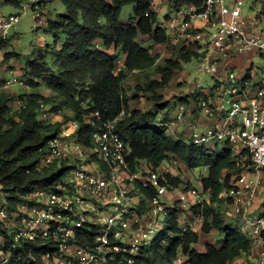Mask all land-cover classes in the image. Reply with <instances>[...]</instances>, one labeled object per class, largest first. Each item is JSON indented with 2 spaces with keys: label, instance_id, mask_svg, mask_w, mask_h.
I'll list each match as a JSON object with an SVG mask.
<instances>
[{
  "label": "clouds",
  "instance_id": "1",
  "mask_svg": "<svg viewBox=\"0 0 264 264\" xmlns=\"http://www.w3.org/2000/svg\"><path fill=\"white\" fill-rule=\"evenodd\" d=\"M0 264H264V0H0Z\"/></svg>",
  "mask_w": 264,
  "mask_h": 264
},
{
  "label": "trees",
  "instance_id": "2",
  "mask_svg": "<svg viewBox=\"0 0 264 264\" xmlns=\"http://www.w3.org/2000/svg\"><path fill=\"white\" fill-rule=\"evenodd\" d=\"M139 7H140V5H137V6L134 8V11H136V10H137V8H139ZM96 51H98V52H99V51H101V50H100V49H97ZM22 166H25V167H26L27 165H22Z\"/></svg>",
  "mask_w": 264,
  "mask_h": 264
}]
</instances>
